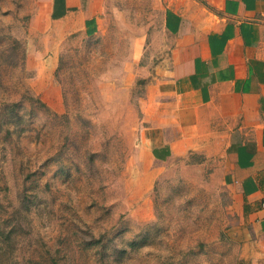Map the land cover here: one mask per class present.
<instances>
[{"label":"rangeland","instance_id":"374dc122","mask_svg":"<svg viewBox=\"0 0 264 264\" xmlns=\"http://www.w3.org/2000/svg\"><path fill=\"white\" fill-rule=\"evenodd\" d=\"M204 1L106 0L98 34L65 37L44 0H0V264H264L224 139L140 142L164 15Z\"/></svg>","mask_w":264,"mask_h":264},{"label":"crops","instance_id":"0c3cea01","mask_svg":"<svg viewBox=\"0 0 264 264\" xmlns=\"http://www.w3.org/2000/svg\"><path fill=\"white\" fill-rule=\"evenodd\" d=\"M44 1L49 18L64 24L60 36H95L103 25L106 0ZM194 9L164 15L169 41L144 69L141 146L178 153L224 139L232 206L255 227V258L264 259V0H205Z\"/></svg>","mask_w":264,"mask_h":264},{"label":"trees","instance_id":"16d2710c","mask_svg":"<svg viewBox=\"0 0 264 264\" xmlns=\"http://www.w3.org/2000/svg\"><path fill=\"white\" fill-rule=\"evenodd\" d=\"M62 5H64V0H61Z\"/></svg>","mask_w":264,"mask_h":264}]
</instances>
